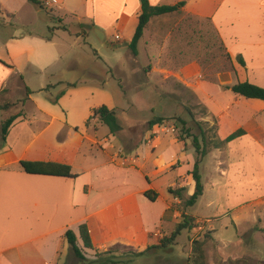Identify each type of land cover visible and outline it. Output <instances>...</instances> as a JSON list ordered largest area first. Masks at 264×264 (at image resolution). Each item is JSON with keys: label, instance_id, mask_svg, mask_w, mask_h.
<instances>
[{"label": "crops", "instance_id": "crops-1", "mask_svg": "<svg viewBox=\"0 0 264 264\" xmlns=\"http://www.w3.org/2000/svg\"><path fill=\"white\" fill-rule=\"evenodd\" d=\"M59 1L60 10L72 8L77 3L83 4L93 26L96 23L100 25L101 19L109 16L113 17L109 28L129 17L139 21L142 12L140 0ZM149 1L152 5L170 6L184 2V7L178 12L209 21L233 64L232 71L218 75V82L202 80L193 87L205 108L202 120L212 123V127L216 125L215 139L225 140L240 129L245 131L243 136L221 148H213L200 163L204 192L198 201L210 194L205 207L211 211L201 214L196 209L198 201L184 209V200L195 192L191 172L196 153L186 140L168 131L169 128L154 125L140 132L139 155L134 151L135 156L130 158L135 165L139 162L137 169L126 167L128 159L121 152L128 150L129 145L130 149L138 150V144L134 141L126 144L122 140L120 151L108 159L97 161L96 157H88L89 151L84 145L85 142L94 144V140L79 135V132L74 133L76 140L67 136L69 141L65 139L64 144L57 148L52 147L53 141L49 143L43 139L40 150L37 149L34 156L29 157L37 140L58 118L51 116L47 127L28 137L33 123L26 121L22 110L23 116L11 126L0 151V264H60L61 257L64 254L67 256L70 248L65 233L72 230L79 236V227L84 223L89 226L95 250L85 248L80 238L78 242L80 247L94 253L92 259H97L96 252H105L120 244L135 252L147 251L137 258L140 262L143 258L154 256L150 251L157 249L160 241L175 231L184 215L193 217L197 224L190 231L196 235L194 239H189L191 244L210 232L211 242L216 243L220 257L232 258L234 263L243 257H251L249 251L256 248V243L250 242L245 235L252 230L251 223L256 222L257 218L252 215L253 219H250L249 208L254 207L253 212L255 206L264 210V101L239 96L227 87L248 81L264 88V0ZM178 12L152 18L139 41V44L147 46L154 67L165 65L162 53L167 44L163 42L160 30L154 33L152 39L149 38L150 24L155 19L169 18ZM46 41L52 42L50 38ZM9 56L14 61L11 66L7 64L8 68L4 66L1 69L0 64V93L7 90V96L13 92L22 62L32 64V56L36 54L32 50L18 48ZM239 56L245 60L246 67L237 62ZM54 59L58 58L54 55L50 62ZM16 67L17 71L13 72L12 69ZM186 69L168 72L184 80ZM190 69L198 72L196 66ZM20 78L23 80L22 76ZM25 89L23 107L33 94L26 84ZM48 95L46 92V97ZM82 117L85 119L86 116ZM92 121L91 125L101 123L97 118ZM124 130L118 132L117 136ZM61 131L56 133L57 138ZM105 141L110 140L105 138ZM101 151L106 153L104 147H101ZM208 156L214 160L215 168L211 171L205 163ZM22 160L67 164L78 176L66 178L28 174L20 165ZM169 171L173 176L165 186L169 191L181 190V196L170 193L171 201L165 199L162 202L163 185L150 178L167 175ZM149 190L158 194L155 202L145 196ZM221 197L224 202L220 201ZM241 221H247L251 227L241 231ZM230 227H234L236 233L222 236L225 230L229 233ZM218 237H221V241L216 240ZM152 239L157 241V245L152 243ZM188 261V264L193 263ZM209 264H214L213 260L209 259Z\"/></svg>", "mask_w": 264, "mask_h": 264}, {"label": "rangeland", "instance_id": "rangeland-1", "mask_svg": "<svg viewBox=\"0 0 264 264\" xmlns=\"http://www.w3.org/2000/svg\"><path fill=\"white\" fill-rule=\"evenodd\" d=\"M58 6L59 4L50 8L43 6V9L28 0H0L1 69L4 66L8 68L7 64L12 65L14 61L9 54L18 48H26L36 54L32 56L34 59L31 61L32 64L23 61L20 65V74L16 76L13 92L9 96L7 90L0 93V110L4 109L0 112V151L4 141L2 124L11 114L20 110H23L26 121L31 120L33 123L28 137L33 132L40 133L47 127L51 116L58 118V121L37 140L29 157L34 156L33 153L37 149L40 150L43 139L49 143L53 141L52 147L57 148L58 145L64 144L67 136L68 139L76 140L74 133L79 132V135L94 140V144L85 142L84 145L89 151L88 157H96L97 161L108 159L110 155L120 151L122 140L126 144L134 141L138 144V150L130 149L129 145L127 147L129 151L121 152L124 158L128 159L126 167L137 169L139 162L135 165L130 158L135 156L134 151L139 155L140 132L150 126L151 120L157 118H163L161 125L169 128L168 131L178 138L186 140L192 150L195 149L191 136L201 137V127H204L209 138L215 141L212 123L208 124L202 120L205 108L200 104L193 87L202 80L218 82V75L232 71L233 64L217 31L209 21L198 20L182 11L169 18L155 19L150 24L149 38L152 39L154 33L160 30L162 40L167 44L162 53L165 65L158 68L151 64L147 46L143 43L138 44V55L130 48L138 25L136 18L129 17L128 20L109 28L113 20V17L109 16L101 19L100 25L96 23L93 27L92 21L86 16L83 4L77 3L72 8L61 10ZM96 29L103 33L104 38L100 37ZM117 35L121 39H116ZM47 38L52 42L46 41ZM13 46L16 47L11 50ZM54 55L58 59L50 62ZM193 66L198 68V72L190 69ZM185 68L187 69L184 80L168 72L169 70L179 72ZM12 71H17V67ZM192 72L194 74L189 76ZM25 84L33 94L31 100L23 107L26 100ZM72 84L77 86L73 87ZM45 89H48L46 91L48 97ZM57 100L59 102L55 103ZM103 105L116 110L118 123L122 130L125 129L120 136L113 134L102 122L91 125L93 121L90 120L91 126L86 125L93 109ZM83 115L86 116L85 119ZM180 119L186 121L185 128ZM60 130L61 134L57 138L56 133ZM105 138L110 141H105ZM101 147L105 148L106 153L101 151ZM208 148L209 151L213 150L214 144H210ZM213 162L211 156L205 159L209 171L215 168ZM131 173L134 172L131 170ZM167 175H161L156 179L150 178L153 182L163 185L162 202L165 199L170 202L172 199L165 185L173 175L171 171ZM210 197L211 195L207 194L198 201L196 209L201 211V214H208L211 211L205 207L206 200ZM187 199L182 204L184 209ZM220 201L224 202V198L221 197ZM249 209L250 219H253L252 215H256L257 218L256 222L251 223L252 230L245 235L250 242L256 243V248L249 251L251 257H243L238 263H234L232 258H225L223 255H221L223 258L220 257L221 252L216 248V243L211 242V233L206 232L205 238L203 236L200 240L206 241L203 250L207 264L209 259L213 260L214 264H264V210L258 206H255L254 212V207ZM240 224L241 231L251 227L247 221L245 223L241 221ZM190 231L183 230L169 248L157 247L150 251L154 256L143 258L140 262L136 259L129 264H188V259L193 262V243L191 244L189 239H194L196 235H192ZM228 231L229 233L225 230L222 236L236 233L234 227H230ZM170 236L171 234L165 239ZM216 240L221 241V237ZM151 241L157 245L155 239ZM81 248L83 258L77 257L70 247L67 256L64 254L61 257L60 264H91L94 261L91 258L94 253ZM128 249L121 247L119 252H126Z\"/></svg>", "mask_w": 264, "mask_h": 264}, {"label": "trees", "instance_id": "trees-1", "mask_svg": "<svg viewBox=\"0 0 264 264\" xmlns=\"http://www.w3.org/2000/svg\"><path fill=\"white\" fill-rule=\"evenodd\" d=\"M28 1H31L40 8L44 9L42 2H39V0H28ZM140 4H141L142 12L139 16V21L134 37L132 39V42L130 43V48L135 55H138L139 41L143 37L145 30L148 27L151 19L157 16H163L167 14H172L174 12H178L185 5L184 2L178 3L177 5H173V6L152 5L149 0H140ZM237 62L241 66L246 67V62L242 56L238 57ZM71 86L75 87L76 84H72ZM227 88L231 89L235 94L239 96L248 99H259L264 101V88L255 85L253 83H250L248 81L239 82L236 85L231 87L228 86ZM61 96L59 98H61ZM55 103H58V100L55 101ZM1 110L4 109L1 108ZM21 116H23L22 110L11 114L7 119L4 120L2 124V135L4 141L6 140L9 134V130L11 126ZM96 118L103 124L107 125L113 134H117L122 130V126L118 123L116 110L110 109L106 105H103L98 108H94L92 115L88 119L86 125L89 126V121ZM163 121H164L163 118H157L151 120L150 126L161 125ZM180 122L184 125L185 128L186 121L180 119ZM216 129H217L216 125H214L212 131L215 133V137H217ZM187 130L190 131V128H188ZM200 130H201V137L196 135L191 136L193 138V148L195 149V153H196V162L194 165V169L191 172L193 181L195 182V192L185 201L186 208L194 206L198 201V199L203 195L204 186L202 183V176L200 173V163L202 159L210 152L208 146H210V144H214L215 148H221L222 146L228 144L229 142L245 134V131L243 129H240L235 133H233L232 135H230L225 140H220L217 138L215 139V141H212V139L209 138L207 131H205L203 128H200ZM20 165L24 170V172L32 175L66 177V178H76L78 176L77 174H74L72 172L71 166L67 164L22 160L20 161ZM180 192L181 190L175 191L170 189V193L176 196H181ZM145 196L152 202H155L158 198V194L151 190L146 191ZM194 223H195V219L193 217L189 215H184L183 221L176 226V229L171 234V236L168 237L167 239H165L166 237L163 238L157 247L162 249L169 248L170 246H172V243L178 238V236L181 235L183 230L185 229L192 230V228L195 226ZM65 237L70 247L72 248L74 254L79 258H83L82 248L78 244L79 238L81 239L83 246L85 248L95 250V247L93 246L89 226L87 223L80 225L79 236L74 231L68 230L65 233ZM205 242H206L205 240L201 241L200 239L195 240L193 242L194 264H207L206 254L203 250ZM121 247L128 248L120 244H117L105 252H96L97 259L92 261L91 264H129L135 261L137 258L144 256L147 252V251L135 252L129 248L128 251L121 253L119 252V249Z\"/></svg>", "mask_w": 264, "mask_h": 264}, {"label": "built area", "instance_id": "built-area-1", "mask_svg": "<svg viewBox=\"0 0 264 264\" xmlns=\"http://www.w3.org/2000/svg\"><path fill=\"white\" fill-rule=\"evenodd\" d=\"M42 4L46 8H50V7H53L54 5H58L59 0H42ZM116 39H121V37L119 35H117Z\"/></svg>", "mask_w": 264, "mask_h": 264}, {"label": "water", "instance_id": "water-1", "mask_svg": "<svg viewBox=\"0 0 264 264\" xmlns=\"http://www.w3.org/2000/svg\"><path fill=\"white\" fill-rule=\"evenodd\" d=\"M96 32H98V34L100 35V37L104 38V35H103V33L100 30L96 29Z\"/></svg>", "mask_w": 264, "mask_h": 264}]
</instances>
